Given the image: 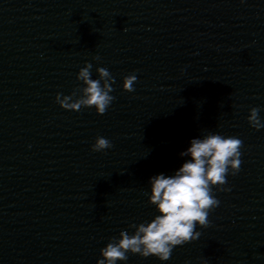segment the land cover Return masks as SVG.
<instances>
[{"label": "clouds", "instance_id": "obj_1", "mask_svg": "<svg viewBox=\"0 0 264 264\" xmlns=\"http://www.w3.org/2000/svg\"><path fill=\"white\" fill-rule=\"evenodd\" d=\"M243 2V0H242ZM99 60V57H94ZM92 63H86L78 74L77 80L83 87L71 95L56 96L61 108L80 111L82 108H95L97 114L103 115L111 106L115 97L112 85L114 77L104 67L96 69L99 79L91 78ZM136 75L130 74L123 79V90L133 92ZM77 92L80 93L77 96ZM260 109L252 107L247 117L249 125L259 130L264 127L259 116ZM112 147L111 142L98 136L92 145V151L102 152ZM243 141L235 136H222L208 133L202 138H193L190 147L181 152L182 157H190L171 176L159 174L150 179L151 194L148 200L158 212L150 221L131 224L132 234L127 230L119 233V238L112 237L110 242L100 250L101 259L97 264H116L126 261L128 253L143 258L157 257L168 261L172 251L199 238L196 230L209 226V213L219 206L220 201L213 195V187L228 191L223 186L226 177L235 176L240 171L241 148Z\"/></svg>", "mask_w": 264, "mask_h": 264}]
</instances>
